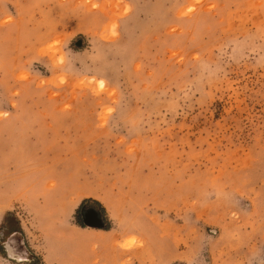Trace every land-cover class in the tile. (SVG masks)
<instances>
[{
  "label": "rangeland",
  "instance_id": "374dc122",
  "mask_svg": "<svg viewBox=\"0 0 264 264\" xmlns=\"http://www.w3.org/2000/svg\"><path fill=\"white\" fill-rule=\"evenodd\" d=\"M0 264H264V0H0Z\"/></svg>",
  "mask_w": 264,
  "mask_h": 264
},
{
  "label": "flooded vegetation",
  "instance_id": "af4514ba",
  "mask_svg": "<svg viewBox=\"0 0 264 264\" xmlns=\"http://www.w3.org/2000/svg\"><path fill=\"white\" fill-rule=\"evenodd\" d=\"M79 218L85 226L98 227L102 226V215L99 210L90 205H85L79 209Z\"/></svg>",
  "mask_w": 264,
  "mask_h": 264
},
{
  "label": "bare ground",
  "instance_id": "6f19581e",
  "mask_svg": "<svg viewBox=\"0 0 264 264\" xmlns=\"http://www.w3.org/2000/svg\"><path fill=\"white\" fill-rule=\"evenodd\" d=\"M83 195H92V193L91 192H84Z\"/></svg>",
  "mask_w": 264,
  "mask_h": 264
},
{
  "label": "crops",
  "instance_id": "0c3cea01",
  "mask_svg": "<svg viewBox=\"0 0 264 264\" xmlns=\"http://www.w3.org/2000/svg\"><path fill=\"white\" fill-rule=\"evenodd\" d=\"M90 203H91V202H90ZM90 206H91V205H90ZM92 207H93L94 209L98 210L97 207H95V206H92Z\"/></svg>",
  "mask_w": 264,
  "mask_h": 264
},
{
  "label": "water",
  "instance_id": "95a60500",
  "mask_svg": "<svg viewBox=\"0 0 264 264\" xmlns=\"http://www.w3.org/2000/svg\"><path fill=\"white\" fill-rule=\"evenodd\" d=\"M90 227H93V226H90ZM94 228H98V227H94Z\"/></svg>",
  "mask_w": 264,
  "mask_h": 264
}]
</instances>
